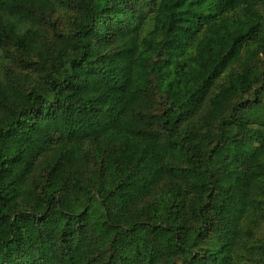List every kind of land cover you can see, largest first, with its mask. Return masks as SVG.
Segmentation results:
<instances>
[{
  "label": "trees",
  "instance_id": "1",
  "mask_svg": "<svg viewBox=\"0 0 264 264\" xmlns=\"http://www.w3.org/2000/svg\"><path fill=\"white\" fill-rule=\"evenodd\" d=\"M0 264H264V0H0Z\"/></svg>",
  "mask_w": 264,
  "mask_h": 264
},
{
  "label": "rangeland",
  "instance_id": "2",
  "mask_svg": "<svg viewBox=\"0 0 264 264\" xmlns=\"http://www.w3.org/2000/svg\"><path fill=\"white\" fill-rule=\"evenodd\" d=\"M59 27H60V29H62V30L65 29L64 26H63V24H61Z\"/></svg>",
  "mask_w": 264,
  "mask_h": 264
}]
</instances>
